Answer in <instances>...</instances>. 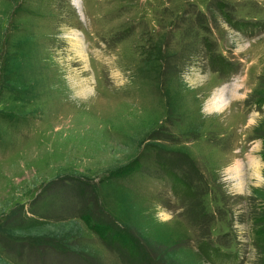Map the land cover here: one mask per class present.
Returning a JSON list of instances; mask_svg holds the SVG:
<instances>
[{
	"label": "rangeland",
	"instance_id": "rangeland-1",
	"mask_svg": "<svg viewBox=\"0 0 264 264\" xmlns=\"http://www.w3.org/2000/svg\"><path fill=\"white\" fill-rule=\"evenodd\" d=\"M263 101L264 0H0V264H264Z\"/></svg>",
	"mask_w": 264,
	"mask_h": 264
},
{
	"label": "bare ground",
	"instance_id": "bare-ground-1",
	"mask_svg": "<svg viewBox=\"0 0 264 264\" xmlns=\"http://www.w3.org/2000/svg\"><path fill=\"white\" fill-rule=\"evenodd\" d=\"M80 10V9H79ZM81 50H82V48H81ZM84 86V84L83 83H81V85L79 86V87H83ZM88 88L89 87H87V85H85V90H86V92H88ZM84 93V92H83ZM85 94V93H84ZM83 94V95H84ZM85 96V95H84ZM92 143V142H91ZM94 143V142H93Z\"/></svg>",
	"mask_w": 264,
	"mask_h": 264
},
{
	"label": "trees",
	"instance_id": "trees-1",
	"mask_svg": "<svg viewBox=\"0 0 264 264\" xmlns=\"http://www.w3.org/2000/svg\"><path fill=\"white\" fill-rule=\"evenodd\" d=\"M264 102V101H263Z\"/></svg>",
	"mask_w": 264,
	"mask_h": 264
}]
</instances>
